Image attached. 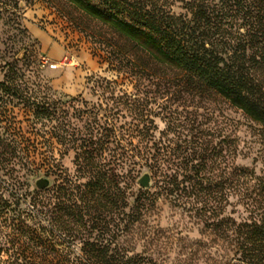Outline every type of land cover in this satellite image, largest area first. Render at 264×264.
Segmentation results:
<instances>
[{
    "label": "trees",
    "instance_id": "1",
    "mask_svg": "<svg viewBox=\"0 0 264 264\" xmlns=\"http://www.w3.org/2000/svg\"><path fill=\"white\" fill-rule=\"evenodd\" d=\"M37 3L66 21L69 7L100 25L97 38L81 20L72 21L99 45L98 56L112 73L95 81L96 101L56 98L28 77L21 49L8 57L16 41L1 30L27 32L24 11ZM216 101L240 110L264 135V0H0V191L19 192L24 185L12 178L17 167L30 172L33 152H52L56 127L47 128L57 109H88L83 137L67 125L59 130L87 182L68 178L56 200L50 187L30 201L34 219L46 221L50 233L54 223L74 240L84 231L101 232L100 239L84 241L81 253L62 255L60 264H160L131 254L126 242L162 199L233 245L242 263L264 264V176L237 164L235 138L199 120L198 111ZM14 109L33 118L34 139L9 118ZM42 163L50 166L53 158L46 155ZM145 171L154 184L135 194ZM254 186L261 201L253 198ZM20 197L18 203L27 204V195ZM235 198L250 210L248 219L238 221L228 212ZM10 203L0 199V217Z\"/></svg>",
    "mask_w": 264,
    "mask_h": 264
},
{
    "label": "rangeland",
    "instance_id": "2",
    "mask_svg": "<svg viewBox=\"0 0 264 264\" xmlns=\"http://www.w3.org/2000/svg\"><path fill=\"white\" fill-rule=\"evenodd\" d=\"M64 11L70 17L69 21L62 19L55 10L43 3L27 7L23 21L27 32L1 30L5 33L4 37H12V42L16 41L14 50H11L12 47L7 49L8 57L21 49L19 56L22 59L21 66L27 71L28 77L44 87L45 91H50L56 98L70 101L72 98L82 96L87 101H96L92 90L95 81L99 78L110 79L112 73L98 56L99 45L96 46L90 37L72 25V21L81 20L79 21L81 27L89 35L93 33L92 35L97 36L102 29L99 24L81 17L72 8L66 7ZM26 51H29L27 58L24 57ZM209 107L210 109L198 111L199 120H203L212 129H219L224 135L235 138L239 147L237 164L252 169L257 176L263 177L264 135L261 128L240 110L224 101H216ZM161 110L154 109L155 113L162 115ZM191 110L196 109H188L189 112ZM85 111L88 109H57L54 121L50 123L51 127L47 128L53 132L52 127H56L53 132L52 152L46 153L45 149L33 152L30 160L34 166L30 172L17 167L12 178L23 183L24 186L19 192L12 188H3L0 191V199L11 200L0 217V254L5 261L3 264H11V261L23 264H60L65 253L70 251L81 253L85 240L100 239L101 232L95 229L90 234L84 231L81 240H74L66 237L57 223H54V232L50 233L46 221L40 223L39 220H35L33 209L30 207L33 195L39 190L36 181L40 178L51 179L55 200L65 179L74 178L78 184L87 182V177L78 175L76 171V152L65 151L62 145L64 140L59 132L62 125H67L70 132L83 137L88 122ZM180 111L182 112V109ZM182 113L188 115L187 111ZM9 118L16 119L14 121L23 133L34 139L31 133L33 118L29 120L30 116H27L24 110L14 109ZM155 120L159 129L164 130L165 124L159 118ZM6 125L2 124L5 128ZM46 155L53 158L50 166L42 163ZM153 184L152 180V186ZM140 188L142 187L137 182L135 194ZM258 190V186H254L250 191H253V198L261 201L257 196ZM22 195H27V204L18 203ZM237 201L236 198L232 200L233 206L228 212L234 211L231 215L238 221L248 219L251 216L250 210L242 204L238 205ZM108 217V221L113 225L112 213H109ZM69 220L71 221V218ZM126 245L129 246L131 254H146L160 264H244L235 254L233 245L207 232L199 218L164 199L147 212L144 220L136 225Z\"/></svg>",
    "mask_w": 264,
    "mask_h": 264
},
{
    "label": "water",
    "instance_id": "3",
    "mask_svg": "<svg viewBox=\"0 0 264 264\" xmlns=\"http://www.w3.org/2000/svg\"><path fill=\"white\" fill-rule=\"evenodd\" d=\"M138 184L145 190H149L152 187V177L150 173H144L138 180ZM52 186L51 179L47 177L40 178L36 181V187L39 190H46Z\"/></svg>",
    "mask_w": 264,
    "mask_h": 264
}]
</instances>
